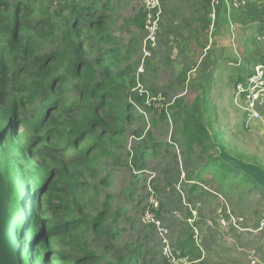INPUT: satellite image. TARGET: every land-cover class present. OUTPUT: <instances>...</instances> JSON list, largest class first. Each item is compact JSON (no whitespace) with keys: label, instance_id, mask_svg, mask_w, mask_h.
<instances>
[{"label":"rangeland","instance_id":"obj_1","mask_svg":"<svg viewBox=\"0 0 264 264\" xmlns=\"http://www.w3.org/2000/svg\"><path fill=\"white\" fill-rule=\"evenodd\" d=\"M143 2H21L38 17L46 11L55 23V37L38 38L41 56L63 47L67 22L75 18L72 7L100 18L103 33L90 31L91 51L77 57L89 60L96 81L110 84L118 100L114 108L122 113L106 136L93 132L85 142L95 147L80 177L85 185L77 204L61 212L72 220L86 219L88 225L103 212L101 224L96 229L82 226L35 249L49 264H112L119 259H132V264H264V190L223 165L207 136V131L217 134L230 155L264 170V101L248 127L241 99L235 102L237 84L263 63L264 0H243L238 9L220 4L214 22L210 0H159L157 39L147 58ZM110 50L116 52L114 58L106 54ZM82 84L68 79L61 97L76 103ZM41 96L22 112L27 121L16 130L19 147L46 136L26 126L39 112ZM19 151L13 154L12 148L9 158L17 160ZM52 168V176L43 173L42 180L64 189L62 173ZM26 173L35 176L30 167ZM13 178L12 189L19 195L41 182ZM40 199L41 219L48 224L66 220L56 212L57 200L50 195ZM25 211L33 217L34 209ZM19 215L12 218L14 226L22 220ZM16 238L21 248H28L27 238Z\"/></svg>","mask_w":264,"mask_h":264},{"label":"trees","instance_id":"obj_2","mask_svg":"<svg viewBox=\"0 0 264 264\" xmlns=\"http://www.w3.org/2000/svg\"><path fill=\"white\" fill-rule=\"evenodd\" d=\"M22 1L25 0H15L14 5H11V0H0V160L3 161H0V176L9 197L11 221L16 214H20L22 218L17 222L18 225H13L15 235L18 240L19 236L27 238L28 248H21V263L49 264L35 249L36 244L46 245L61 235L75 233L82 226L96 229L101 224L103 212L97 214L91 225H88L86 219L72 220L71 216L61 212L71 204H77V193L81 186L85 185L80 177L83 167L90 162L95 150L94 145L87 146L85 142L92 138L93 132L99 131L106 136L109 126L115 120H120L122 113L118 110L119 106L114 108V103L118 104V100L109 91L110 84L96 81L97 74L89 60L84 56L77 57L91 51L90 31L98 35L103 33L100 18L94 20L88 13L80 9L74 11L72 7L75 18L68 20L66 34L62 40L58 39L63 47L49 55L41 56L38 54V38L55 37L52 34L55 23L46 11L38 17L33 9L24 6ZM115 53L110 50L106 54L114 58ZM18 56L20 59H17ZM97 62L101 66L103 58H99ZM102 69L105 76L110 78V70L105 66H102ZM71 78L80 79L83 83L76 103H69L61 97L63 84ZM40 96L42 98L39 112L26 126L28 125V129L36 135L46 134L45 139L39 137L32 144L19 147L18 141L15 140L16 130L17 127L23 126L19 124L27 121L22 112H26ZM197 132L202 136L204 134L202 128ZM207 136L215 149V144L223 146L217 134L212 135L207 131ZM35 147L38 149L35 150ZM12 148L13 154L20 150L17 160H13V155L12 159L9 158ZM52 165L57 166L62 173L66 181L64 189L56 187V184L48 186L49 179L42 180L43 173L46 177L52 176ZM28 167L35 176L28 177ZM53 170L55 174L59 172ZM16 175L26 181L39 178L41 182L31 189H26L20 194V198L18 192L12 189L13 177ZM5 178L6 184L3 181ZM250 181L253 182L251 179ZM16 183L19 181L16 180ZM43 195L45 201L49 195L58 201L54 207L57 213L62 214L60 218L66 219L64 222L48 224L47 220L40 218L39 212L43 203L40 198ZM50 200L51 197L48 202ZM27 209L31 212L34 209L32 218L27 216ZM57 255L59 256L58 253ZM132 261L119 259L112 264H132Z\"/></svg>","mask_w":264,"mask_h":264},{"label":"built area","instance_id":"obj_3","mask_svg":"<svg viewBox=\"0 0 264 264\" xmlns=\"http://www.w3.org/2000/svg\"><path fill=\"white\" fill-rule=\"evenodd\" d=\"M212 22L215 21L217 15H215L216 9L220 4L225 5L231 9H238L242 6L243 0H210ZM228 4H227V3ZM144 13L146 14V21L144 25L145 40H144V58L150 57L152 50L155 48L156 43V22L154 20L155 15H159L160 4L159 0H144ZM240 6V7H239ZM263 44V63L256 65L251 69L244 79L243 83L237 84V91L235 95L236 104L240 103V99L243 103V120L248 127L252 121L257 119V108L260 103L264 101V39ZM182 261L177 260L174 264H179Z\"/></svg>","mask_w":264,"mask_h":264},{"label":"water","instance_id":"obj_4","mask_svg":"<svg viewBox=\"0 0 264 264\" xmlns=\"http://www.w3.org/2000/svg\"><path fill=\"white\" fill-rule=\"evenodd\" d=\"M218 159L234 171L250 178L257 187L264 190V170L259 166L243 162L226 152L221 145L215 144ZM22 237L19 236V239ZM19 246L12 228L9 212V197L0 176V264H22Z\"/></svg>","mask_w":264,"mask_h":264},{"label":"clouds","instance_id":"obj_5","mask_svg":"<svg viewBox=\"0 0 264 264\" xmlns=\"http://www.w3.org/2000/svg\"><path fill=\"white\" fill-rule=\"evenodd\" d=\"M12 222V221H11ZM12 228H13V222H12ZM13 230H14V228H13Z\"/></svg>","mask_w":264,"mask_h":264}]
</instances>
